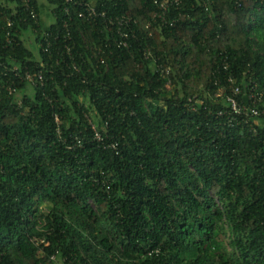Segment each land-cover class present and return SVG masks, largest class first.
Instances as JSON below:
<instances>
[{
  "label": "trees",
  "instance_id": "16d2710c",
  "mask_svg": "<svg viewBox=\"0 0 264 264\" xmlns=\"http://www.w3.org/2000/svg\"><path fill=\"white\" fill-rule=\"evenodd\" d=\"M94 1L132 19L127 47L73 2L0 3V264H264V120L220 96L264 91V0H182L175 27Z\"/></svg>",
  "mask_w": 264,
  "mask_h": 264
},
{
  "label": "built area",
  "instance_id": "2783aa9c",
  "mask_svg": "<svg viewBox=\"0 0 264 264\" xmlns=\"http://www.w3.org/2000/svg\"><path fill=\"white\" fill-rule=\"evenodd\" d=\"M66 2H73L75 5H81L84 6V11H81L78 13V16L81 18H84L91 23H97L99 19H104L105 22L115 25L116 26V33L121 37V40H117V44L119 46H125L127 47L129 45L128 38L129 33L127 31V27H129V24L131 23L132 19L125 15H118V16H108L106 10H102L98 8L96 5V2L94 0H65ZM0 3L4 6H8L9 8H13V14L17 13L16 6L18 3H20L24 9V12L33 20L36 22L39 21V12L37 8L35 7L33 0H0ZM182 3V0H154V4L156 5V12L154 13L155 20H159V22L162 25H166L169 27H175L178 23L177 17H170L169 13L173 7L179 6ZM66 12H69V9H65ZM50 13V11H49ZM49 17H47V20H50L48 24H50L54 17L52 16V13L49 14ZM69 19L72 20V18L69 16ZM45 22V21H44ZM14 21L9 18L7 21V27H8V40L9 42L12 41L11 33L13 28ZM66 25V24H65ZM47 34H44V38L47 39ZM68 37L70 38V33L68 34ZM70 52V48L68 49ZM146 58H149L152 55V52L150 50L145 51ZM18 65H15L13 68L14 71H17ZM18 75V74H17ZM21 78L25 81H28L30 85L37 86L39 83H44V74L42 72L37 73H30L27 72ZM231 82V89L230 92L227 94L224 89L221 90L220 96H224L227 103L230 105L233 117L229 119V123H232L233 120H235L239 115H245V116H251L255 119V123L259 124V120H264V91H258L256 89V84L253 82V86L251 88V92H249L246 95V101H240L238 99V96L242 93V88L240 85H237L234 81V79L230 78L229 80ZM217 83V82H216ZM17 88L10 85L8 87L9 94L14 95L17 92ZM18 105L21 108L22 107V101L18 100ZM55 121L57 123V131L58 134L61 135L62 129H61V122L62 118L58 113H55ZM219 115H223V112H220ZM89 121L91 123V126L94 130V137L97 141H103L104 137L101 134V132L98 129L97 124H94L93 121L89 118ZM80 142V141H79ZM114 146V145H113ZM41 243L44 242V240L40 241ZM56 256H53L52 259H55Z\"/></svg>",
  "mask_w": 264,
  "mask_h": 264
},
{
  "label": "rangeland",
  "instance_id": "374dc122",
  "mask_svg": "<svg viewBox=\"0 0 264 264\" xmlns=\"http://www.w3.org/2000/svg\"><path fill=\"white\" fill-rule=\"evenodd\" d=\"M43 3L46 2V0H41ZM49 10L47 11V13H45V18L49 17ZM27 39H28V42L32 41L33 39V35L32 33H27L26 35ZM28 89L29 91H31V86H28ZM85 103L88 104L87 100H85ZM95 117V113L92 112L91 114V117L89 116V118L93 121L94 124H96V118ZM261 120H259V123H260ZM223 229L226 231V235L224 236V238L226 239L227 243L230 244V232H229V223L228 222H225L223 225H222ZM57 264H64L63 260H57Z\"/></svg>",
  "mask_w": 264,
  "mask_h": 264
},
{
  "label": "crops",
  "instance_id": "0c3cea01",
  "mask_svg": "<svg viewBox=\"0 0 264 264\" xmlns=\"http://www.w3.org/2000/svg\"><path fill=\"white\" fill-rule=\"evenodd\" d=\"M46 13H47V12H46ZM43 18H44V21H45V22L48 21V23H49L50 20H47V17L45 18V16H43Z\"/></svg>",
  "mask_w": 264,
  "mask_h": 264
}]
</instances>
